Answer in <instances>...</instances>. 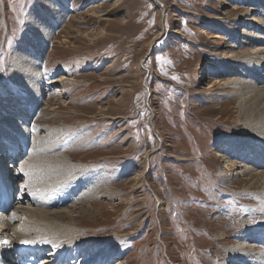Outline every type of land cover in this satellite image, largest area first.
Instances as JSON below:
<instances>
[{
	"label": "rangeland",
	"instance_id": "obj_1",
	"mask_svg": "<svg viewBox=\"0 0 264 264\" xmlns=\"http://www.w3.org/2000/svg\"><path fill=\"white\" fill-rule=\"evenodd\" d=\"M247 1L0 0L5 103L12 95L27 96L14 74L18 52L44 26L35 11L56 25L41 59L50 90L31 127L41 128V137L51 128L56 150L73 164L66 187L48 196L60 202L48 209L68 211L50 229L57 248L40 249L36 264L65 249L71 252L65 264H83L102 248L121 250L109 264H236L229 250L240 237L247 232L263 241L259 170L234 174L250 166V148L263 150L264 144L256 136L259 125L245 122L241 97L224 94L238 90L224 84L243 77L221 65L247 46L214 27L224 16L244 40L239 32L249 29L236 20L264 13L263 5ZM50 7L62 8V17ZM251 7L259 13L247 15ZM214 34L221 38H210ZM63 78L73 83L49 86ZM29 135L31 142L35 136ZM223 231L225 240L218 236ZM69 241L77 244L66 246Z\"/></svg>",
	"mask_w": 264,
	"mask_h": 264
},
{
	"label": "bare ground",
	"instance_id": "obj_2",
	"mask_svg": "<svg viewBox=\"0 0 264 264\" xmlns=\"http://www.w3.org/2000/svg\"><path fill=\"white\" fill-rule=\"evenodd\" d=\"M245 1L248 2L247 0ZM117 3H119V1ZM250 3L252 6H264V0H250L248 4ZM55 8L50 7V9L55 12V17L57 16V14L61 15L62 8L61 10ZM35 12L37 14V17L40 16V22L44 23V26L41 29H37V31L35 30L36 32L34 34L32 33L31 37L27 38V46H25L24 51L18 52L20 56L18 55L19 57L17 58L18 61L16 62L14 74L16 75V78L18 79L17 81L19 83L16 84L20 85V87H23L26 90L27 96L23 97L12 95L9 98L5 97L7 98V103H5V100H2V98L0 99V111L4 113L3 115L0 114V175H2L8 183H11L14 186V189L17 191V193H19L18 188H21L20 190L23 196L27 198L26 205H22V203L21 205H17L16 209H13L10 213H0V264H6L7 262L5 261V255L12 253L15 249H18L20 255L24 256L28 254L26 253L27 249L38 253L40 249L45 251L49 248H53V250L57 248L55 246L56 242H53V239L49 236L50 229H52L55 224L56 226L58 225L56 220L58 216L63 215V213L65 212L68 213V211L61 210L60 208V210H56L53 207H50V209H48L49 205H51L52 203H60L58 199H55V197L48 198V196L50 195V192L56 190L54 188L58 187L59 189V186L68 184L65 175L68 169L73 164L71 157L66 155V153L64 152H59V149L56 150V148L58 147H55V145L58 144L53 139L55 138L56 134H52L51 128H46L48 134H52L51 136L46 135L41 137L38 134H40L39 132H41L42 129H34V125L33 127H31V122H37V120L34 119L36 115H38L37 111L39 110V108L45 106L43 104V96L46 94V91L50 90H47L46 88H48V86L45 87L43 83L44 78L42 77L41 72V59L44 58L46 52L44 48L54 35V29L56 27L55 23L53 24L52 22H50L47 16L42 15L40 11L36 10ZM251 13L258 14L259 12H257V8H248L246 10V14L249 15ZM261 16V18L255 17L251 19L250 17L247 20H244L242 18L236 20L237 22H241L242 24H244L245 27L249 29V31L247 29H244L242 33L239 32L240 36L243 35L244 39L241 41V38L239 37V39L237 37V32L239 30L237 31V29L235 30L233 27L227 25V22H223L225 20L224 16L223 18H217L218 20L215 21L217 22V25H215L214 27L219 29L220 32L226 33L231 37V40H234V42L238 41L237 45H241V47L243 45V47H245V45L247 46L245 48L246 50L242 49L241 53L235 54L234 56L232 55V58L226 57V59L224 58L225 60H220L222 62L221 65L225 70L229 71L230 73H234L236 76L243 77L242 80L234 79L227 82V84H224L225 86H227L234 83L235 86L238 87V90L236 92L227 90L224 92V94L227 97L230 93H235L236 95H239L241 97L242 101L240 102V106L242 114H244L246 117L245 122H248L252 126L259 125L258 127H256L258 128V135L256 136H258V140H260V142L264 144V13H262ZM227 19L228 18L226 17V20ZM202 33L206 32L202 30ZM210 38L220 39L221 35L219 36V34H214ZM31 48L34 51H32ZM218 60L219 59L217 58V61ZM66 81L68 84L72 82L68 78H63L61 80H51L49 86L56 85L58 83L63 84ZM217 103H219V111H222L224 106L221 105L222 103L220 101ZM45 111H47V109H45L44 112ZM219 111H216V113ZM29 132H33V136H35V138H32L31 142L29 139ZM20 147H22L23 149L21 150ZM18 149L20 150L19 152H21V154H25L23 156L25 158H23L21 162L17 163L18 167L16 169L10 170L11 165L9 166L7 163V153H17ZM250 149V152L247 151L248 153H250L249 155H251L248 157L250 166H244L243 168H241L244 171L238 170V173L234 175L245 174L256 167L255 170H259L257 175L258 180H260L261 183V190L262 188H264V149L260 150L256 147H251ZM226 156V154L222 153L219 157ZM226 168L229 169L228 167ZM21 169H23L24 172L29 173L28 175H25V180H23L21 177L23 175ZM142 177V172H137L135 178L142 179ZM21 179L22 181H24L22 183L23 185L21 186L19 184V187H17L15 184L17 182H20ZM41 187H44V191H39ZM70 188H72V186ZM61 189L63 188L61 187ZM71 193L72 192L68 193V195H71ZM83 196H85V194ZM29 200L31 201L30 206ZM37 200L41 201V204L39 206H37ZM58 204H56L57 208L59 207ZM52 232L54 233V231ZM245 234L246 235L239 238V244L237 243L231 248V250H229L232 255H234L238 259V262H236V264H264V239L263 241H259L257 240L255 234L252 237L251 234L249 235V233L247 232ZM218 236L225 237L223 238L224 240L228 237L226 232L224 231ZM4 241H7L8 243L5 244L3 243ZM25 241H28L29 243L25 244ZM75 244L77 243L74 241H69L66 246L70 245L71 247H73ZM20 246H22V248H18ZM36 248L39 249L36 250ZM64 251L56 257H52L54 256L53 254H47L49 258L51 257L52 260L49 259L46 263L51 264L56 260L60 261L63 259V256H65V254L67 255V253H71L67 251V253L65 252L64 254ZM119 252H121L119 248H113L109 250L102 248L98 251L97 254L94 252V254L96 255L93 259H88L84 261L83 264H109L112 261L113 257L120 254ZM85 253L88 254L89 251H86ZM31 256L34 259L33 254H31ZM67 257L69 258L70 255H67ZM66 260L69 261V259ZM10 264L13 263L10 262ZM115 264H126V262H124L123 259H119L115 262Z\"/></svg>",
	"mask_w": 264,
	"mask_h": 264
},
{
	"label": "snow or ice",
	"instance_id": "obj_3",
	"mask_svg": "<svg viewBox=\"0 0 264 264\" xmlns=\"http://www.w3.org/2000/svg\"><path fill=\"white\" fill-rule=\"evenodd\" d=\"M21 172L24 174V175H28L29 173H27V172H24V170L23 169H21ZM3 243H8L7 241H4ZM25 244H27V243H29L28 241H25L24 242Z\"/></svg>",
	"mask_w": 264,
	"mask_h": 264
}]
</instances>
